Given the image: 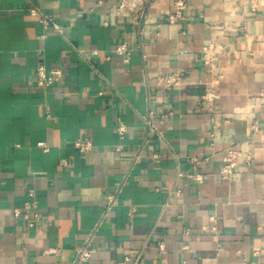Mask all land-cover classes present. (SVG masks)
<instances>
[{"label":"crops","instance_id":"obj_1","mask_svg":"<svg viewBox=\"0 0 264 264\" xmlns=\"http://www.w3.org/2000/svg\"><path fill=\"white\" fill-rule=\"evenodd\" d=\"M185 2L168 22L170 0H154L138 25L118 0H0V264H71L124 176L83 264H128L127 254L138 264H264V0ZM122 42L127 61L112 51ZM208 43L218 47L211 67L201 61ZM40 62L62 68L58 82L37 86ZM170 72L179 85L155 84ZM209 88L210 105L200 101ZM148 110L161 140L144 139ZM85 138L90 149L73 146ZM227 147L250 160L223 180ZM30 191L35 226L12 212Z\"/></svg>","mask_w":264,"mask_h":264},{"label":"built area","instance_id":"obj_2","mask_svg":"<svg viewBox=\"0 0 264 264\" xmlns=\"http://www.w3.org/2000/svg\"><path fill=\"white\" fill-rule=\"evenodd\" d=\"M154 0H118L117 6L119 9H123L131 16L132 20L136 24H141L146 16L149 5ZM104 0H93V6H100ZM170 6L162 7L161 12L164 14V17L168 22H174L182 13L183 9L186 7L185 0H170ZM29 12L32 15L38 17V20L44 27H52L56 32L61 33L62 28L59 23H57L51 14L42 12L36 7L29 8ZM40 51V50H39ZM113 53L119 54L123 56V60H128L129 49L127 45L122 42L116 44L113 49ZM218 51V47L216 44L208 43L202 48L201 61L205 67H211L213 64V55ZM62 76V68L59 65H51L50 67H46L44 63L40 62L35 66L34 70V80L37 86L47 87L55 84ZM183 75L179 72H170L160 74L156 80L155 84L162 89L170 88L172 86L179 85L182 81ZM98 93H101L98 92ZM218 97L217 92L213 88H209L200 96V101L205 102L207 104H211L214 99ZM152 111L148 110L146 113L141 115L143 121V129H144V139L148 140V135L154 133L156 138L161 140L163 139L162 132L158 129L156 123L151 120ZM166 116V114L161 115L160 121ZM253 128L254 125H251ZM125 125L120 120H116L115 131L119 138H122L125 133ZM264 143V142H263ZM73 146H75L79 151H86L91 147V141L88 138L85 139H75L73 140ZM46 148V146H43ZM116 149H119L120 145L115 146ZM155 156V154H152ZM137 154H135L128 164V169H131L134 165ZM250 160V155L248 153H244L243 151L227 147L224 150V160L218 170L219 176L223 180H228L231 178L234 167L238 164V162L242 161L248 163ZM127 175V173H126ZM178 176L180 173L178 172ZM193 181L201 182L204 178V175L200 172H190L187 174ZM125 180L124 178L114 187V189L106 195L102 216L100 219L91 227L89 233L85 240L76 246L74 257L71 261V264H83L87 262L91 256V253L94 250V246L92 244V238L95 232L98 230L100 224L102 223V219L107 214V212L116 204L117 197L122 190V186ZM30 199L24 203L23 208H13L12 212L14 216H21L28 226H35L36 221L39 219V213L37 212V202L34 198V193L32 191L28 192ZM133 211V207L129 209V214ZM210 220L214 219V216L209 217ZM211 229H214L213 225L208 226ZM187 229H185V232ZM162 244H159V248L162 249ZM124 261L128 262V264H138L139 256L127 254L124 256Z\"/></svg>","mask_w":264,"mask_h":264}]
</instances>
